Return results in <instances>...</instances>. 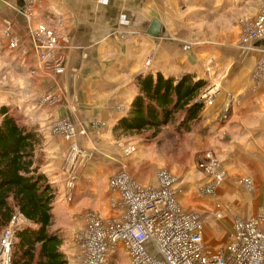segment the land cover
I'll use <instances>...</instances> for the list:
<instances>
[{"label":"crops","instance_id":"obj_1","mask_svg":"<svg viewBox=\"0 0 264 264\" xmlns=\"http://www.w3.org/2000/svg\"><path fill=\"white\" fill-rule=\"evenodd\" d=\"M262 10L264 0H0V109L13 107L42 131L43 171L57 190L59 226L69 215L83 219L79 209L90 206L85 177L100 168L82 169L83 157L67 161V154L89 151L91 164L99 152L114 168L126 166L113 127L138 93L136 78L150 72L206 80L214 101L195 131L223 139L224 156L243 161L253 180L251 188L237 179L218 190L225 193L227 219L234 225L264 209V36L247 43L241 38ZM155 19L162 30L154 35L148 29ZM38 23L58 35L62 73L48 71L39 59L32 37ZM11 40L18 47L11 48ZM66 119L75 127L67 141L50 130ZM101 172L107 181L108 172ZM71 174L77 180L72 202Z\"/></svg>","mask_w":264,"mask_h":264},{"label":"built area","instance_id":"obj_2","mask_svg":"<svg viewBox=\"0 0 264 264\" xmlns=\"http://www.w3.org/2000/svg\"><path fill=\"white\" fill-rule=\"evenodd\" d=\"M252 22L241 35L245 43L264 36V10ZM32 37L38 43L39 59L45 68L62 73L64 62L55 50L59 45L56 31L36 25ZM9 44L11 48L18 47L16 40ZM202 98L207 105L214 101L210 90L204 91ZM53 131L65 140L75 136V128L68 119L56 122ZM135 150L128 146L124 153L128 156ZM200 164L210 178L202 190L216 194L227 176L221 161L209 151ZM156 177L155 184L143 186L125 170L113 174L109 181L114 195L111 206L118 213L110 217L93 211L86 214V226L77 234V264H109V258L119 249L128 256L129 264H264V209L249 219L236 218L227 245L213 252L205 242L202 216L185 209L178 200V177L167 169L159 170ZM75 178L71 174L68 179L69 199L74 196ZM241 183L247 188L253 186L251 177ZM26 224L24 216L16 215L2 232L0 264H13L15 234Z\"/></svg>","mask_w":264,"mask_h":264},{"label":"trees","instance_id":"obj_3","mask_svg":"<svg viewBox=\"0 0 264 264\" xmlns=\"http://www.w3.org/2000/svg\"><path fill=\"white\" fill-rule=\"evenodd\" d=\"M138 93L125 116L113 127L117 138L149 133L156 139L167 129L169 138L187 136L203 123L209 87L187 73L180 78L141 73ZM42 131L5 105L0 109V236L16 215L28 224L15 234L13 264H69L58 229L53 230L57 190L43 171Z\"/></svg>","mask_w":264,"mask_h":264},{"label":"rangeland","instance_id":"obj_4","mask_svg":"<svg viewBox=\"0 0 264 264\" xmlns=\"http://www.w3.org/2000/svg\"><path fill=\"white\" fill-rule=\"evenodd\" d=\"M35 25H43L46 27V25L41 23ZM58 49L59 45L55 47L56 51ZM227 113L228 112H226V114ZM54 124L50 130L54 134H58L64 138L62 134L53 131ZM163 132L164 133L156 139H148L149 133L143 135H127L117 138L112 131L114 139L120 143L123 149L122 156H124V163L126 164V166L121 165L118 168H114L116 164H113L110 158L100 155L101 153L99 152L92 153L93 160H91V164L89 160L91 153L89 151H82L80 154L74 152L70 157V153L67 154V161L69 158L72 160L74 156L77 158L83 157L80 163L82 169H89L92 166L93 168L100 167L94 174L85 177L88 181L90 180L89 183L86 181L84 186L85 190L88 191L87 193L90 194L87 197L89 203L87 205L90 206H84L79 209L84 212L83 219L74 218L69 215V222L61 223L64 227L59 226V223L55 222V220L53 222V230L54 228L58 229L64 241L62 250L65 256H67L69 264H77L79 260L78 253L80 249L77 241V234L86 226V214L89 211H93L102 216L110 217L118 213L111 206L112 197H114V195L111 193L107 181L113 176V173L116 174L123 170L128 172L132 177L134 175L138 178L139 183L143 186L151 185L150 183L154 182L157 178L156 176L159 170H169L173 175L178 177L177 196L182 207L188 210H195L202 216L205 224L204 237L207 246L211 251L218 252L227 245L228 235L233 228V223L228 221L224 209V191L221 190L219 194H217V192H219L218 190H220L221 187V189H223V186L226 184H233L237 179L243 180L251 176L245 174V169L243 167L245 165L244 162L233 157L230 158L233 161L230 162V160H227L222 149L223 139L216 140L212 136H201L197 131H195V133H189L187 136L169 138L167 136L169 131L164 129ZM128 146H133L136 150L133 154L126 156L124 149ZM141 149H144V151L142 154H139ZM209 151L214 154V158L217 159V161H221L222 169L227 175L223 183L216 190V194L213 195L207 194L202 190V187L210 181V178L204 168H201L200 163L204 160L205 155ZM117 155L118 154H112V157H117ZM103 160L105 161L104 163H102ZM67 167L68 165L66 168ZM102 169L109 174L105 182L102 180ZM140 180H142L143 183ZM74 199L68 198V201L72 202ZM219 202L222 203L223 206V215L221 217L218 216L220 213L218 212L219 208H217V203ZM109 259V264H129V258L122 249L115 251Z\"/></svg>","mask_w":264,"mask_h":264},{"label":"water","instance_id":"obj_5","mask_svg":"<svg viewBox=\"0 0 264 264\" xmlns=\"http://www.w3.org/2000/svg\"><path fill=\"white\" fill-rule=\"evenodd\" d=\"M150 25L151 26L149 27L148 31L151 34L155 35V33L162 30V25L158 19H155Z\"/></svg>","mask_w":264,"mask_h":264}]
</instances>
